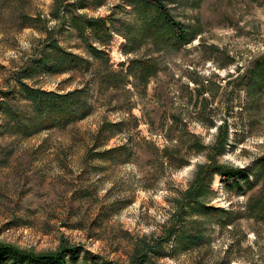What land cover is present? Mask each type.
<instances>
[{
	"label": "rangeland",
	"instance_id": "obj_1",
	"mask_svg": "<svg viewBox=\"0 0 264 264\" xmlns=\"http://www.w3.org/2000/svg\"><path fill=\"white\" fill-rule=\"evenodd\" d=\"M162 2L189 43L143 37L130 0H0V244L80 247L69 264H128L146 245L153 264H264V0ZM24 86L79 92L67 123L38 116ZM203 166L251 189L198 182Z\"/></svg>",
	"mask_w": 264,
	"mask_h": 264
},
{
	"label": "trees",
	"instance_id": "obj_2",
	"mask_svg": "<svg viewBox=\"0 0 264 264\" xmlns=\"http://www.w3.org/2000/svg\"><path fill=\"white\" fill-rule=\"evenodd\" d=\"M130 4L142 21V25L140 27L141 34L143 37H146V39L150 38L154 41L166 40L171 42L174 46L189 43L192 39V35L190 32H186V28L178 23H175L173 19L170 18L162 0H130ZM75 20L80 35H83L85 29H89L92 31V36L95 41L104 42L110 38V32L108 28H106L102 19H90L84 21L81 18H77ZM132 40H130L131 44L134 43V39ZM132 49L133 48L131 47L128 51H131ZM87 51L95 58L102 55L101 51L92 46H88ZM63 55V61H67L70 68L85 62V60L72 53L65 52ZM148 63L149 61H141L140 63L133 62V65L138 68V73L141 76L145 75V78L148 74L149 66H151ZM263 70L264 62L261 63L258 68V71L260 72ZM23 91L25 93V100L33 104L34 110L38 116L42 119H46L48 117L47 121L51 118L52 121L59 122L63 125L67 123V118L70 116L72 111L69 99L71 96L74 97L79 93L76 91L73 92V95L71 93L60 95L27 88L26 86H24ZM261 163L264 165V160H262ZM201 169L202 170H199L198 173V182L206 181V183H210L214 175H219L227 182L232 181L231 184L228 185L231 189H241L240 181L245 182L248 189H251L252 184L250 183L248 176L244 175V171L242 170H221L220 167L216 166L212 169H210L209 166H203ZM237 178L238 180H236ZM191 195L192 194H190V196ZM191 202L197 203L196 196L193 200H191ZM203 209H205V212L211 211L214 213L216 211L207 207H203ZM169 234L166 237H169ZM180 240L184 243L193 245L197 244L199 241L196 236L185 234L180 236ZM145 247L146 248H143L144 250L142 252L140 249L137 250L130 258L128 264H153L144 256V254L141 255V253L147 251L153 253L152 247L149 245H146ZM81 251L80 247L70 248L68 246H61L55 253L36 255L31 252L18 250L12 246L0 244V264H69L68 260L76 258Z\"/></svg>",
	"mask_w": 264,
	"mask_h": 264
}]
</instances>
